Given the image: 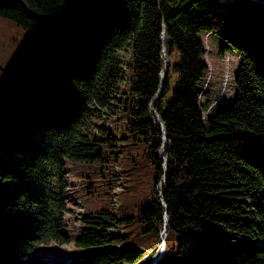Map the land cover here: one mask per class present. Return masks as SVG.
Returning a JSON list of instances; mask_svg holds the SVG:
<instances>
[{
  "label": "trees",
  "instance_id": "1",
  "mask_svg": "<svg viewBox=\"0 0 264 264\" xmlns=\"http://www.w3.org/2000/svg\"><path fill=\"white\" fill-rule=\"evenodd\" d=\"M212 33L238 63L204 116ZM162 239L154 264H264V3L0 0V264H150Z\"/></svg>",
  "mask_w": 264,
  "mask_h": 264
},
{
  "label": "rangeland",
  "instance_id": "2",
  "mask_svg": "<svg viewBox=\"0 0 264 264\" xmlns=\"http://www.w3.org/2000/svg\"><path fill=\"white\" fill-rule=\"evenodd\" d=\"M264 3V0H255ZM205 45V60L208 65V74L204 84L199 88L200 102L204 103L205 100H209L210 103L207 108L204 109L203 115L206 116L217 107L226 104L230 105L233 101L235 94L234 76L238 63L237 52L231 47L227 46L225 52L220 54L219 48L221 44V38L212 33L209 35H202ZM127 52H122V57L126 58ZM99 124L103 127L112 126L113 123L104 122L99 119ZM117 203L118 200L114 199ZM69 206L74 208L76 212L82 210L81 205L76 201H71ZM68 250L72 248L71 242L63 245ZM49 256L52 257L54 252L49 250ZM155 253V252H154ZM156 259L160 255V249L155 253ZM155 258V256H154Z\"/></svg>",
  "mask_w": 264,
  "mask_h": 264
},
{
  "label": "water",
  "instance_id": "3",
  "mask_svg": "<svg viewBox=\"0 0 264 264\" xmlns=\"http://www.w3.org/2000/svg\"><path fill=\"white\" fill-rule=\"evenodd\" d=\"M168 59V58H167ZM167 66V65H166ZM164 219H165V221L167 220V218H166V216H164ZM163 241H162V243H161V245H160V255H159V257H161V255H162V252H163V249H164V239H162ZM158 257V258H159Z\"/></svg>",
  "mask_w": 264,
  "mask_h": 264
}]
</instances>
